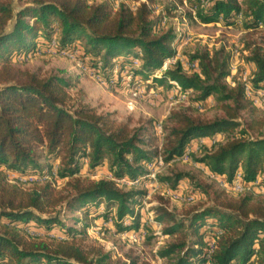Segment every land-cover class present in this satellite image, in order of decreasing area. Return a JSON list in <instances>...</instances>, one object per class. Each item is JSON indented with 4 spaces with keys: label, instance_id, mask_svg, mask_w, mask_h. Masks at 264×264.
I'll list each match as a JSON object with an SVG mask.
<instances>
[{
    "label": "trees",
    "instance_id": "1",
    "mask_svg": "<svg viewBox=\"0 0 264 264\" xmlns=\"http://www.w3.org/2000/svg\"><path fill=\"white\" fill-rule=\"evenodd\" d=\"M140 1L134 8L119 2L115 10L113 0H29L17 9L14 0H0V166L21 174L51 175L26 188L10 182L3 171L0 264H126L113 262L103 246L87 243L90 224L85 220L105 204L99 216L112 220L117 233L138 230L141 214L137 207L147 191L126 189L117 180H146L150 163L160 156L165 162L182 156L199 138L240 128V136L219 140L192 158L229 183L242 171L245 185L254 186L257 181L264 186V134L250 135L251 129L264 122L256 119L259 107L247 95L244 82L237 77L234 84L229 82L233 53L225 46L198 49L188 58L198 62L197 70H186L178 60L156 76L164 62L176 55L177 41L183 36L174 27L160 31L164 17L174 15L173 9L155 15L154 0ZM186 2L189 11L185 15L200 23L229 27L237 26L241 18L248 32L264 28V0ZM53 40L60 50L78 49L107 85L117 66L129 67L134 78L152 79L171 90L178 83L183 92H191L194 103L205 104L214 96L224 115L207 119L187 109L173 111L159 150L150 128L135 129L119 122L114 113L75 100L69 92L72 79L41 77L14 65L16 56L30 54ZM244 52L245 60L254 65L249 74L253 89L264 92V45L247 40ZM244 114L251 121H244ZM106 162L111 178L81 175L85 167L92 173ZM184 179L193 176L186 172L158 176L173 189ZM58 181H64L60 191ZM218 187L222 193L215 192L211 203L183 215L170 209L163 196L152 208L155 220L163 225L162 233L176 236L159 250L166 264H264V195L246 189L223 197L228 193ZM211 189L213 185L196 182L194 191L211 198ZM58 206L79 210L83 219L76 222L83 221L81 229L66 225L60 212L53 215ZM26 227L64 230V238H35Z\"/></svg>",
    "mask_w": 264,
    "mask_h": 264
},
{
    "label": "rangeland",
    "instance_id": "2",
    "mask_svg": "<svg viewBox=\"0 0 264 264\" xmlns=\"http://www.w3.org/2000/svg\"><path fill=\"white\" fill-rule=\"evenodd\" d=\"M28 1L14 0V6L17 9ZM122 1L133 8L141 3L140 0H113L115 10L118 8L119 2ZM152 5L155 8V15L166 13L167 8L173 9L174 15L164 17L160 31L174 27L176 32L183 36L181 40L177 41L175 56L179 54L184 66L192 64L188 61L189 55L198 49L214 50L225 46L228 51L233 53L229 82L234 84L236 77L243 82V76L247 73L248 82L253 89L249 74L254 69V65L249 64L245 60L246 52H244V46L247 40L258 41V43L264 45V28L257 32H248L244 28L241 18H239L237 26L229 27L224 26L222 23H200L196 19H191L185 15L189 11L186 0H154ZM51 43L37 48L30 54L16 56L13 61L14 65L37 73L41 77L61 75L72 79L73 85L69 92L75 100L90 103L101 112L114 113V117L119 122L129 123L135 129L150 128V133L155 137V145L159 150L162 149L164 142V130H167L166 127L168 128L172 124L169 117L173 111L187 109L189 113L200 115L207 119H214L224 115L214 96H211L203 105L202 103H194L191 99L193 96L190 95L191 92L181 91L176 88L177 85L175 83L171 90L167 86L155 83L152 79L134 78L133 72L129 67L121 70L117 66L113 71V77L109 79L107 85L98 70L90 69L87 66V62H84L85 59L80 56L79 50H77V56L73 55V57H70L66 53H73L72 51L52 48ZM134 64L138 65V60H135ZM192 70L194 69L189 67L188 71ZM123 74L129 75V81H122ZM162 74L158 71L155 73L158 77ZM119 82L121 84L117 86H110V84ZM248 82H244L246 88L249 86ZM246 92L259 107L256 119L264 122V92L255 91V89L250 92L246 90ZM243 120L251 121V118L244 114ZM239 131L240 128L230 133L217 134L211 138H199L200 141L196 144L194 140L185 152L191 151L195 147V153L200 155L204 147L211 148L219 140L240 136ZM261 134H264V125L251 129V136ZM203 166V164L196 162L192 156H186L184 160L180 161L173 159L170 162H165L160 156L148 165L149 174L146 180H117L126 189L134 188L147 191L142 205L137 207L141 214V227L138 230L117 233L112 220L99 216L103 215L105 211V204H103L95 216H89L85 220V222L90 224L87 230V243L103 246L106 252L111 253L113 262L121 261L126 264H132L135 261L140 264L143 261H149L152 264H166V261L160 258L159 250L167 243L174 241L176 236L164 235L162 233L163 225L155 220L156 215L152 208L159 204L161 196L169 200L168 206L170 209L183 215L192 208L211 203L216 193H222L218 185L225 188L228 193V195L224 194L223 197L237 196V194L243 193L246 189H252L255 195H264V186L258 185L257 181L254 186L248 184L243 185L241 188H230L223 184L220 179L225 178L224 176L211 177L212 173L210 170L204 166L205 170L209 172L208 174L202 168ZM55 167H57V164ZM3 171L6 172L10 182L18 183L26 188L51 179L50 174H21L1 166L0 179L3 176ZM177 172L190 173L193 179L182 180L176 189H173L168 183L158 180L159 174L161 176H171ZM54 173H56V169ZM241 173L242 171H239L237 174ZM81 175L91 176L93 179L112 177L107 162L92 173L85 167ZM15 176L18 178H15ZM25 177L35 178V180H25ZM209 178L217 181L218 185L210 181ZM196 182L204 185H213L211 198L206 196V194L194 191ZM63 187L64 181L56 183L57 191H60ZM260 188L261 190H259ZM59 212L66 225L81 229L83 221L76 222L77 218L83 219V214L79 210H69L65 206H58L53 210L52 214L56 215ZM127 223H129V220ZM25 229L32 237L39 239L64 238L62 234L64 230L58 231L54 229L51 232H47L33 227H26Z\"/></svg>",
    "mask_w": 264,
    "mask_h": 264
},
{
    "label": "built area",
    "instance_id": "3",
    "mask_svg": "<svg viewBox=\"0 0 264 264\" xmlns=\"http://www.w3.org/2000/svg\"><path fill=\"white\" fill-rule=\"evenodd\" d=\"M77 50H78V49H72V50H69V51H72V52H73V55H74V56H77ZM178 60H180V56H179V54H178L177 56L174 57V62H173V63H169V64H168V67H170V66L176 64ZM180 61H181V60H180ZM181 62H182V61H181ZM182 64H183V66H184V62H182ZM184 68H185L186 70H188V69H189V66H184ZM232 79H233V78H232ZM122 81H129V75H128V74H123V75H122ZM243 82H248V79H247V73H245L244 76H243ZM118 84H121V82L116 83V84H110V86H117ZM248 85H249V87L251 86V85L249 84V82H248ZM202 105H203V104H202ZM199 141H200V139H196V140H195L196 144H197ZM192 154H195V147H194L191 151L184 152V154H183L182 156L175 157L174 159H175V161L184 160L186 156H192ZM202 168L205 170V167H204V166H203ZM205 171H206V170H205ZM206 172H207V171H206ZM155 173H156V171H155ZM155 173H154V174H155ZM207 173L209 174V172H207ZM53 175H56V173H53ZM15 178H18V177L15 176ZM24 179H25V180H29V181H31V180H35V178H27V177H25ZM220 179L222 180L223 184L229 186L230 188H241L243 185H245L244 180L240 179V174H237V175H236V177H235V179L232 181V183H229V182L226 180V178H220ZM125 182H127V181H125ZM255 185H256V183H255ZM251 186H252V185H251ZM259 190H261V188H260ZM175 194H180V193H175Z\"/></svg>",
    "mask_w": 264,
    "mask_h": 264
},
{
    "label": "bare ground",
    "instance_id": "4",
    "mask_svg": "<svg viewBox=\"0 0 264 264\" xmlns=\"http://www.w3.org/2000/svg\"><path fill=\"white\" fill-rule=\"evenodd\" d=\"M51 46H52V48H57V42H56V40H53L52 41V43L50 44ZM50 52V51H49ZM67 54V56H70V57H73V53H66ZM65 54V55H66ZM174 57L175 56H173V57H170V58H168L165 62H164V64H163V66H162V68H160L159 70H157L159 73H163V71L164 70H166V69H168L169 67H168V64L169 63H173L174 62ZM75 59V58H74ZM190 69H194V70H197L198 69V62H196V63H192V64H190ZM176 85H177V87L176 88H178V89H180L181 91H182V88H181V86L178 84V83H175ZM246 90L248 91V92H250V91H253V89H252V87L250 86H247V88H246ZM264 100V99H263ZM262 103V102H261ZM211 177H214V178H216V175H214L213 173L211 174ZM240 178H241V176H240Z\"/></svg>",
    "mask_w": 264,
    "mask_h": 264
}]
</instances>
